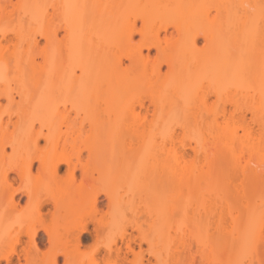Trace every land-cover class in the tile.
Returning <instances> with one entry per match:
<instances>
[{
    "label": "bare ground",
    "instance_id": "obj_1",
    "mask_svg": "<svg viewBox=\"0 0 264 264\" xmlns=\"http://www.w3.org/2000/svg\"><path fill=\"white\" fill-rule=\"evenodd\" d=\"M0 264H264V0H0Z\"/></svg>",
    "mask_w": 264,
    "mask_h": 264
},
{
    "label": "rangeland",
    "instance_id": "obj_2",
    "mask_svg": "<svg viewBox=\"0 0 264 264\" xmlns=\"http://www.w3.org/2000/svg\"><path fill=\"white\" fill-rule=\"evenodd\" d=\"M210 105H212V104H210ZM75 116H76V113L73 112V118ZM78 116H79V118L77 119V123H73V126H76L77 128H80L81 124L83 123V121H85L87 118L85 116V113H83V112H81ZM83 127H85L84 137L88 136L89 133H90V126H89L88 121H85L83 123ZM77 135L78 134H76L75 137ZM186 143L188 145L195 146V142L193 140H191L190 137L187 138ZM58 153L60 155L65 154L62 151V149H59ZM187 155L189 156L190 160H193L195 158V154L190 148L187 149ZM72 162H73L74 166H78L79 167L78 171L76 172V178H75V180H73V186L77 187L79 185L80 186L82 185V186H85V187H89V190L91 191L92 194L97 192V191H99L98 209L99 210H105L107 208L108 202L105 199V197L103 195V191L101 189L104 188V186L106 184V180L104 178H99L98 173H95L94 177H93L94 178L93 182H91V183H83L84 172L87 169H91L95 165V162L91 159V157L88 155L87 152H83V154H81V155H75V153L73 152ZM61 168L62 169L60 171V180L64 181L66 179L67 169H66L65 166H62ZM80 168L82 170H80ZM34 173H35V176L39 175L38 164H36V166H35ZM44 192H46L45 195L46 194H48V195L50 194V192L48 190H45ZM48 208L52 209L53 206H49ZM90 210H91V208H89V206H87L84 211L88 212ZM89 247H86L83 250H90L91 248H89Z\"/></svg>",
    "mask_w": 264,
    "mask_h": 264
}]
</instances>
